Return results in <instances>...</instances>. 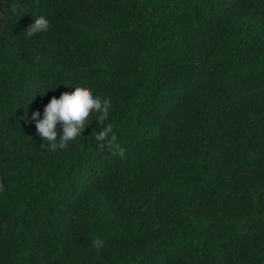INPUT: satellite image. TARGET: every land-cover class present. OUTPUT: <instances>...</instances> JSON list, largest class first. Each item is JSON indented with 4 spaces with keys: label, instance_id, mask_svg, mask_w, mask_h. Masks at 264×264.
Instances as JSON below:
<instances>
[{
    "label": "trees",
    "instance_id": "1",
    "mask_svg": "<svg viewBox=\"0 0 264 264\" xmlns=\"http://www.w3.org/2000/svg\"><path fill=\"white\" fill-rule=\"evenodd\" d=\"M76 87L108 121L49 151ZM0 186V264H264V0H0Z\"/></svg>",
    "mask_w": 264,
    "mask_h": 264
},
{
    "label": "clouds",
    "instance_id": "2",
    "mask_svg": "<svg viewBox=\"0 0 264 264\" xmlns=\"http://www.w3.org/2000/svg\"><path fill=\"white\" fill-rule=\"evenodd\" d=\"M9 11L15 15L17 7L10 5ZM34 18V23L25 30L29 37L36 33L46 32L50 25V21L43 14ZM37 94L40 93L37 92L35 96ZM109 110L110 100L107 97L95 94L91 89L76 87L73 93L62 94L59 99L53 96L44 107L43 113L39 110L31 113V120L35 122L37 133L49 151H64L77 138L82 137L84 129L93 121L89 119L90 116L98 115L99 119L96 120L98 125L102 121H108ZM57 126H59V134ZM97 128L93 136L97 148L105 149L117 142L111 122H106L103 127ZM119 155H123L122 148L119 149Z\"/></svg>",
    "mask_w": 264,
    "mask_h": 264
}]
</instances>
